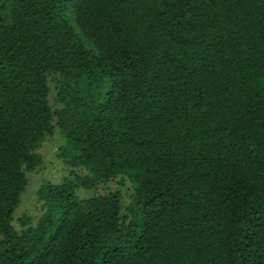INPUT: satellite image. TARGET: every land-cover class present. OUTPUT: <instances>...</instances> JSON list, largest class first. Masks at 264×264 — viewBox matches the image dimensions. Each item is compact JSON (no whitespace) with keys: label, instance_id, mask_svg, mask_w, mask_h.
<instances>
[{"label":"trees","instance_id":"1","mask_svg":"<svg viewBox=\"0 0 264 264\" xmlns=\"http://www.w3.org/2000/svg\"><path fill=\"white\" fill-rule=\"evenodd\" d=\"M0 264H264V0H0Z\"/></svg>","mask_w":264,"mask_h":264},{"label":"rangeland","instance_id":"2","mask_svg":"<svg viewBox=\"0 0 264 264\" xmlns=\"http://www.w3.org/2000/svg\"><path fill=\"white\" fill-rule=\"evenodd\" d=\"M55 80L56 78L54 77H48L49 92L47 100L52 109L60 107L56 101L57 84ZM63 145L64 141L58 129L54 127L52 134L46 136L35 151L42 159L41 165L32 171H23L27 185L20 197L19 206L14 211L12 217V226L16 231H20L23 228L21 222L27 219L34 226L42 214V202L38 200L37 193L45 182L61 184L64 179H69L73 182L75 175L83 176L86 174L84 170L71 171L60 159L58 154ZM115 191L120 192L121 205L124 209L131 202L134 194L131 184L120 177L104 184H99L90 190L78 189L76 195L79 199H88Z\"/></svg>","mask_w":264,"mask_h":264}]
</instances>
